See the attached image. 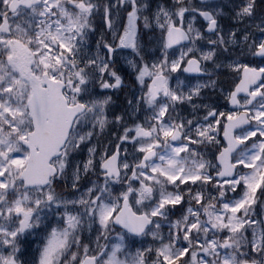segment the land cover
<instances>
[{
    "label": "snow or ice",
    "instance_id": "snow-or-ice-1",
    "mask_svg": "<svg viewBox=\"0 0 264 264\" xmlns=\"http://www.w3.org/2000/svg\"><path fill=\"white\" fill-rule=\"evenodd\" d=\"M0 264H264V0H0Z\"/></svg>",
    "mask_w": 264,
    "mask_h": 264
}]
</instances>
